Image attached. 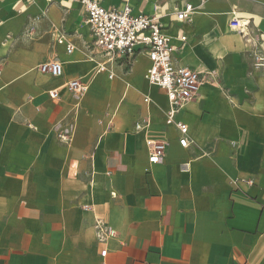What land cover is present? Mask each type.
<instances>
[{
  "label": "crops",
  "instance_id": "obj_1",
  "mask_svg": "<svg viewBox=\"0 0 264 264\" xmlns=\"http://www.w3.org/2000/svg\"><path fill=\"white\" fill-rule=\"evenodd\" d=\"M189 4V20L177 22ZM128 5L156 16L175 61L201 75L198 97L177 116L186 147L165 123L166 93L141 76L145 55L132 60V86L121 88L109 78L114 62L98 73L105 57L82 47L93 37L80 4L0 0V264H264V72L254 65L264 0ZM231 11L250 18L260 49L230 30ZM52 60L61 77L38 71ZM73 79L89 85L81 99L66 90ZM128 110H142V120L135 125ZM152 142L166 147L159 164L148 162ZM98 218L115 237L97 240Z\"/></svg>",
  "mask_w": 264,
  "mask_h": 264
},
{
  "label": "built area",
  "instance_id": "obj_2",
  "mask_svg": "<svg viewBox=\"0 0 264 264\" xmlns=\"http://www.w3.org/2000/svg\"><path fill=\"white\" fill-rule=\"evenodd\" d=\"M52 3L54 0H45ZM80 4L86 13V23L93 37V45L96 51L105 57V62L97 66V72H106V64L115 62L116 59L132 61L137 55H145L149 66L145 72V80L148 84L158 87L166 93L168 109L165 113V123L173 125L181 134L179 144L182 147L188 145L186 124L177 120L180 111L187 104L198 97L202 78L199 72L178 64L174 59L177 48L173 46L171 38L166 34L164 27L156 16L133 15L128 5V0L122 8H105L97 0H71ZM193 11L192 5H186L183 10L176 13V21H188ZM228 27L239 34L246 42L258 45L256 38L250 37L251 20L241 17L235 11H231ZM182 48L186 43L184 35L179 36ZM58 44H66L65 50L69 55L74 51V46L66 42L65 36H58ZM259 47V45H258ZM260 49V47H259ZM261 50V51H260ZM256 50L254 54L255 67L264 72V50ZM38 71L51 77H61L63 67L59 61L52 60L38 66ZM113 78V74H109ZM66 90L75 98L81 99L89 89V85L80 80H69L65 84ZM49 96L57 100L59 94L56 91ZM145 102L149 99L145 98ZM140 128V126H136ZM165 144L152 142L149 145L148 162L159 164L165 155ZM88 211L91 208H83ZM96 238L99 242H106L116 236L115 230L101 219L94 223ZM106 250L101 252L105 256Z\"/></svg>",
  "mask_w": 264,
  "mask_h": 264
},
{
  "label": "rangeland",
  "instance_id": "obj_3",
  "mask_svg": "<svg viewBox=\"0 0 264 264\" xmlns=\"http://www.w3.org/2000/svg\"><path fill=\"white\" fill-rule=\"evenodd\" d=\"M89 35L91 37L92 34L89 33ZM82 47L85 50L87 49L88 53L91 54L94 45H93V43H90L89 45H85L84 44ZM112 64H113V66H111V68H112V71L114 72L112 81L116 82L117 84L120 83L121 84V88H123V86L125 85V82L130 83V85L132 86V83L128 79H129L130 76H132L135 73L134 72L135 71L134 70V65H135L134 62L126 60V59H116L115 62L112 63ZM141 76H142L146 86L149 87L148 84L146 83L144 77H143V71L142 70H141ZM55 82H56V80H52L51 84H54ZM122 91L123 90H121V93L119 95L118 101L121 98ZM133 92H134V94H136V96H137V93L139 94V91H138L137 88ZM127 102H129L128 98L124 99L122 101L121 105H123V104H125ZM159 107L160 106H158L157 104H154V110L159 109ZM112 112H114V111H111V113L108 112L106 114V116L104 115L103 117L100 118V120L105 121L108 117H110L112 115ZM126 114L130 115V119H132L134 121L135 125H136L138 123V121L142 120L143 112H142V110H138V111L136 110V111H132V112H129V110H128V111H126L125 115ZM119 120H120L119 116H116V117H114L113 122L115 123V121L117 122Z\"/></svg>",
  "mask_w": 264,
  "mask_h": 264
}]
</instances>
